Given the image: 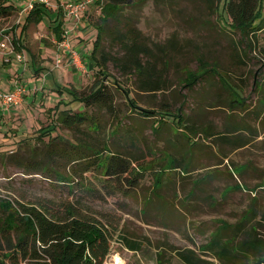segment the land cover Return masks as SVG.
Instances as JSON below:
<instances>
[{
  "label": "rangeland",
  "instance_id": "374dc122",
  "mask_svg": "<svg viewBox=\"0 0 264 264\" xmlns=\"http://www.w3.org/2000/svg\"><path fill=\"white\" fill-rule=\"evenodd\" d=\"M46 1L44 5L52 11L69 0ZM137 1L135 7L122 13L119 22L107 24L100 44V51L110 59L104 66L109 77L104 78L97 74L98 69H75L54 44L46 21L25 25L28 11L23 9L28 0H8L6 4L16 9L0 16V27L12 33L15 50L24 53L26 61L5 63L0 56V91L18 84L25 95L19 106L4 112L0 109V200L14 206L40 205L58 214L72 209L96 219L111 235L103 264H115V257L123 264H183L175 250L198 252L222 223L234 227L250 209L256 219L248 227L260 221L257 230L264 235L260 220L264 188L258 187L264 183V29L248 38L232 31L222 19V2L213 13L203 0ZM99 16V6L89 8L85 31L71 28L70 20L63 16L68 39L88 68ZM127 30L151 49L144 62L154 68L156 76L165 78L161 91H142L138 76L123 73L121 63L126 57L117 44V34ZM199 59L220 73L223 84L217 76L206 75L194 87H184L189 72L202 70ZM97 80L108 86L113 98L112 114L102 108L88 109L99 122L100 138L107 139L110 151L145 169L128 195L108 192L97 171L81 174L70 162V152L60 151L78 138L74 131L57 126L51 134L46 130L37 139L38 130L52 124L53 110L59 103V109H83L68 91L88 93ZM115 83L139 108L181 110L185 128L169 121L159 123L160 115L145 118L134 113ZM21 138L31 139L22 142ZM53 148L59 155L51 161L47 154ZM38 156L48 169L29 174L27 162ZM170 158L188 172L165 169ZM239 167H244L239 175H230ZM58 173L72 175V181H59ZM157 178L161 185L155 190ZM236 185L243 189L235 190ZM232 232L225 230L222 239ZM122 238L140 242L141 250H128ZM201 258L219 264L210 256ZM251 262L239 257L231 264ZM16 263L26 261L18 259Z\"/></svg>",
  "mask_w": 264,
  "mask_h": 264
},
{
  "label": "trees",
  "instance_id": "16d2710c",
  "mask_svg": "<svg viewBox=\"0 0 264 264\" xmlns=\"http://www.w3.org/2000/svg\"><path fill=\"white\" fill-rule=\"evenodd\" d=\"M203 1L213 13L218 11L222 2V19L228 22V27L232 31H237L242 37L254 36L264 29V0ZM6 3L8 0H0V16H8L16 9ZM137 4V0H106L103 3H98L100 16L98 24L95 25L97 35L90 57L87 58L89 60V68L86 65L87 69H98L97 74L103 75L104 78L109 77L104 72V66L110 59L100 51V44L105 35L107 24L109 21L119 22L122 13ZM63 16L60 6L50 11L44 4L34 3L33 8L26 14L24 22L25 25H29L46 21V26L51 31L53 38L60 40ZM117 37L119 39L117 44L126 57L125 62L121 63L123 73H133L138 76L142 81V91L158 92L164 89L165 78H162L160 74L156 76L154 68L148 67L144 62V58H150L151 49L149 46L139 41L132 30H127L124 34H117ZM14 44H16L15 41ZM112 61L119 62L120 60L113 58ZM198 62L203 67L202 70L189 72L183 80L184 87L189 89L194 87L206 75L217 76L223 84V78L214 67L202 65L201 59ZM115 84L116 87L122 89L119 83ZM122 92L128 98L129 93L123 89ZM231 92L236 97L238 96L234 91ZM68 93L72 101H78L83 109L78 112L59 109V103L53 110L52 124H49V127L45 129L38 130L37 139L41 138L44 135L42 133L46 130L51 134L57 126L74 131L78 138L74 143L68 142V147L62 148L60 151L63 154L70 152L69 155L72 158L70 162L77 165L81 174L91 169L97 171L98 175L103 178V186L110 189L108 192L114 193L113 190H115L122 195H128L129 190L136 185L137 177L145 169L140 164L135 165L130 158L110 151L107 139H101L99 136V122L93 117V114L88 113V109L102 108L112 114L113 98L108 91V86L103 81L98 82L97 80L88 93H79L76 90H70ZM235 101L237 100H233V103ZM128 103L133 112L141 117L160 115L159 123L169 121L179 129L185 128L181 110L174 112L168 110L148 111L139 108L130 98H128ZM69 104L70 102L64 105ZM187 138L190 139L189 136ZM25 139L21 138L20 141L23 142ZM57 139L59 138L57 137ZM192 145H196L193 140ZM47 155L53 161L54 156L59 155V150L53 148ZM37 158V160L32 158L27 162L29 166L26 172L29 174H40L47 171V163L41 159V156ZM178 168H181V173L188 172L187 168L178 166L173 158H170L165 166L167 170ZM243 170L244 167L232 169L230 175H239ZM56 176L61 182L70 183L72 181V175L58 173ZM160 185V179L157 178L154 189H159ZM258 187L264 188V183ZM234 189L242 190L243 186L236 185ZM255 219L256 215L250 209L236 226L222 223L221 228L214 232L210 240L197 248L198 252L186 249L175 250L174 253L183 264H209L201 256H210L219 264H231L239 257L252 261L251 264H264V235H261L257 230L261 222L248 227V224ZM260 220L264 222V215L260 216ZM227 229H232L233 232L229 238L223 240V232ZM237 239H239L238 242H236ZM110 241L111 235L104 225L96 219L89 218L72 209H67L65 214H58L57 212L52 213L40 205L16 203L14 206L10 201L0 200V264H7L6 260L11 261V264H17L18 259L26 261V264H103L109 254ZM122 242L130 251L139 252L141 250L140 242L128 238H122ZM114 261L115 264H123L118 257H115Z\"/></svg>",
  "mask_w": 264,
  "mask_h": 264
},
{
  "label": "built area",
  "instance_id": "2783aa9c",
  "mask_svg": "<svg viewBox=\"0 0 264 264\" xmlns=\"http://www.w3.org/2000/svg\"><path fill=\"white\" fill-rule=\"evenodd\" d=\"M34 3L46 4V0H28L24 12L30 11L33 8ZM98 3H103V0H70L61 4L64 18L71 20L74 25H78L83 17L86 15L90 7L99 6ZM100 10V7H99ZM27 13V12H26ZM2 17H0L1 22ZM54 44L64 54V57H68L71 65L78 71H85V60L80 54L73 48L68 39L67 31L63 28L60 40L54 39ZM0 56L5 63L16 61L18 64L26 61L24 53H17L15 50L14 39L11 32H7L6 29L0 27ZM60 63V59L57 60V65ZM25 90L18 84H13L9 90L5 92L0 91V109L8 111L22 103Z\"/></svg>",
  "mask_w": 264,
  "mask_h": 264
},
{
  "label": "crops",
  "instance_id": "0c3cea01",
  "mask_svg": "<svg viewBox=\"0 0 264 264\" xmlns=\"http://www.w3.org/2000/svg\"><path fill=\"white\" fill-rule=\"evenodd\" d=\"M70 1V0H69ZM66 2V1H65ZM87 21H86V15L83 17V19L81 20V22L78 24V25H74V23L70 20V23H69V25H70V27L71 28H74L75 27V29H79V30H81V31H85L86 29H87V27L88 26H84V24L86 23ZM62 28H63V26H62ZM10 89V87H8L7 88V90H9ZM6 90V91H7Z\"/></svg>",
  "mask_w": 264,
  "mask_h": 264
}]
</instances>
